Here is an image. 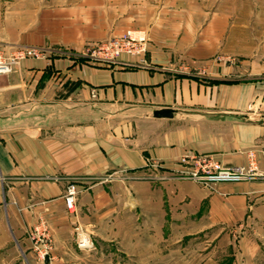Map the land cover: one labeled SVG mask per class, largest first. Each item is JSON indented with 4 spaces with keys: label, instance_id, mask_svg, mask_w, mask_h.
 Masks as SVG:
<instances>
[{
    "label": "crops",
    "instance_id": "0c3cea01",
    "mask_svg": "<svg viewBox=\"0 0 264 264\" xmlns=\"http://www.w3.org/2000/svg\"><path fill=\"white\" fill-rule=\"evenodd\" d=\"M21 9L3 17L6 25L0 21V46L79 48L129 27L143 31L149 42L141 62L125 55L113 62L48 56L26 59L0 75V112L26 108L36 120L15 131L1 128L0 119V264H43L27 236L38 218L47 222L52 238L44 264H80L64 255L81 251L66 246L71 228L95 222L82 214L90 200L93 206L106 201L97 220L112 221V198L104 184L88 183L69 213L62 199L65 178L139 171L146 160L170 166L184 152L237 160L235 152L247 144L264 145V59L217 58L221 34L209 23L198 32L187 12L179 16L184 13L146 7L135 23L113 26L95 2ZM163 109L171 111L169 118L153 116ZM218 187L226 196L199 189L185 204L198 208L206 198L203 213L210 220L241 219L247 192L261 185L241 181ZM253 195L252 215L260 219L264 193Z\"/></svg>",
    "mask_w": 264,
    "mask_h": 264
},
{
    "label": "rangeland",
    "instance_id": "374dc122",
    "mask_svg": "<svg viewBox=\"0 0 264 264\" xmlns=\"http://www.w3.org/2000/svg\"><path fill=\"white\" fill-rule=\"evenodd\" d=\"M78 2H95L102 9L103 16L111 18L113 26L135 23L141 18V8L146 7L184 13L179 16H185L187 12L193 17L198 32L204 30L208 23L211 31L220 32L217 58L234 63L240 59L248 60L252 56L264 59V0H0V21H4L1 25L7 24L3 17L9 12L22 10L24 6L41 8ZM128 30L142 32L146 38L143 55L132 57L141 62L149 40L143 31L134 27L79 48H56L51 51L48 47L12 45L7 48L0 46V54L7 57L15 50L27 49L36 55L18 61L7 74L26 59L40 60L48 56L103 62L91 58L92 48ZM29 111L26 108H16L0 112L1 128L16 131L33 125L36 120L30 114L34 112ZM234 156L238 159L221 162L211 153L184 152L170 166L146 160L143 169L139 171L122 170L88 179L65 178L64 191L68 183H73L76 189L71 210L64 205L69 213L74 212L76 196L83 187L90 186L88 183L104 184V192L109 194L113 204L112 221L97 220L104 204L107 207V202L103 200V206H93L90 200L82 214L85 219L94 216L95 222L88 228L79 223L73 224L70 235L72 242L66 246L71 245L81 251L76 256L64 254L66 260L79 261L80 264H264V216L259 215L260 219L253 217L254 209L250 202V195L254 194L256 199L259 193H264V145L261 142L250 146L247 144L237 150ZM204 162H213L229 171L240 168L243 176L236 180L207 179L205 171L208 168L204 167L207 165H203ZM241 181L261 185L258 191L247 192V214L241 219L233 216L229 219L210 220L209 215L203 213L204 209L207 210V201H203L206 198L202 199L198 208L191 203L185 204L193 191L203 189L209 195L217 194V197H222L227 192L218 187L219 183ZM143 183H148L150 187L144 190L141 187ZM170 184L173 186L172 192L169 190ZM116 209L119 213L122 211L125 217L119 218ZM37 224H42L44 228V236H38V239L33 230ZM109 232L121 236H102ZM80 234L87 237V247H77ZM27 236L34 257L44 264L52 248L47 222L38 218L28 228ZM42 243L46 244V253L41 258L33 244ZM64 249L62 247L63 251Z\"/></svg>",
    "mask_w": 264,
    "mask_h": 264
},
{
    "label": "built area",
    "instance_id": "2783aa9c",
    "mask_svg": "<svg viewBox=\"0 0 264 264\" xmlns=\"http://www.w3.org/2000/svg\"><path fill=\"white\" fill-rule=\"evenodd\" d=\"M146 38L142 32L137 31H125L122 35L109 39L105 42L97 44L92 48L90 56L93 59L101 60L103 62H112L121 55L126 56H142L145 52ZM35 53V51H34ZM33 51L27 49H18L13 51L9 56L5 57L0 54V75L7 74L11 71L12 65L16 64L18 61L30 57L36 56L32 55ZM207 164L208 168L206 174L207 179L210 180H236L243 176L242 169L235 168L231 171L225 170L214 164L213 162H204L203 165ZM193 175V174H192ZM194 176V175H193ZM76 193L75 185L73 183H68L65 187L63 199L64 205L68 210H71L74 201V195ZM41 228V229H40ZM34 234L43 237L44 228L42 224H37L33 227ZM77 247L84 248L88 246V239L85 235L80 234L77 239ZM33 248L37 250L39 257H43L46 253V244H33Z\"/></svg>",
    "mask_w": 264,
    "mask_h": 264
},
{
    "label": "water",
    "instance_id": "95a60500",
    "mask_svg": "<svg viewBox=\"0 0 264 264\" xmlns=\"http://www.w3.org/2000/svg\"><path fill=\"white\" fill-rule=\"evenodd\" d=\"M158 115H160V116H162V117H167V118H169L170 115H171V111L168 110V109H163V110H159V111H155V112H153V116H158Z\"/></svg>",
    "mask_w": 264,
    "mask_h": 264
}]
</instances>
